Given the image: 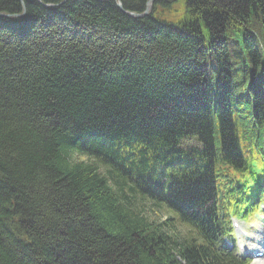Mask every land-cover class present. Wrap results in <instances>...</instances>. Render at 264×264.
<instances>
[{
	"label": "trees",
	"instance_id": "1",
	"mask_svg": "<svg viewBox=\"0 0 264 264\" xmlns=\"http://www.w3.org/2000/svg\"><path fill=\"white\" fill-rule=\"evenodd\" d=\"M146 2L0 0V264H247L214 244L264 176V0Z\"/></svg>",
	"mask_w": 264,
	"mask_h": 264
},
{
	"label": "water",
	"instance_id": "2",
	"mask_svg": "<svg viewBox=\"0 0 264 264\" xmlns=\"http://www.w3.org/2000/svg\"><path fill=\"white\" fill-rule=\"evenodd\" d=\"M154 1H155V0H148L147 5H150V3L154 2ZM117 7H118L120 10L122 9L120 3L117 4ZM146 13H147V10H146V12H145L143 15H137V14L129 13L128 16H130V17H138V16L143 17V16L146 15Z\"/></svg>",
	"mask_w": 264,
	"mask_h": 264
},
{
	"label": "rangeland",
	"instance_id": "3",
	"mask_svg": "<svg viewBox=\"0 0 264 264\" xmlns=\"http://www.w3.org/2000/svg\"><path fill=\"white\" fill-rule=\"evenodd\" d=\"M256 231H259V232H261V234H258ZM262 229L260 228V227H258L256 230H254L253 231V235H258L259 236V238H262ZM252 264H264V262H257V263H252Z\"/></svg>",
	"mask_w": 264,
	"mask_h": 264
},
{
	"label": "bare ground",
	"instance_id": "4",
	"mask_svg": "<svg viewBox=\"0 0 264 264\" xmlns=\"http://www.w3.org/2000/svg\"><path fill=\"white\" fill-rule=\"evenodd\" d=\"M126 14L128 15L129 13L126 12ZM3 17H6V16H3ZM132 18H142V17L138 16V17H132Z\"/></svg>",
	"mask_w": 264,
	"mask_h": 264
}]
</instances>
